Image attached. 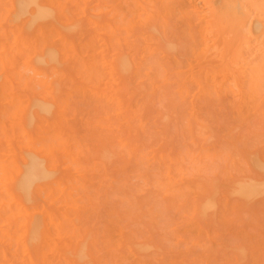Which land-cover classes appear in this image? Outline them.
I'll return each instance as SVG.
<instances>
[{
  "label": "bare ground",
  "instance_id": "1",
  "mask_svg": "<svg viewBox=\"0 0 264 264\" xmlns=\"http://www.w3.org/2000/svg\"><path fill=\"white\" fill-rule=\"evenodd\" d=\"M14 1H16V0H14ZM91 1H90V3H92ZM98 1H99V4H95V5H91L86 0H64V1H62V0H21V1H18L16 3L14 2L15 5H13L14 3L10 4L11 10L13 12L12 21H15L17 23V21L20 20L21 22H23V26H22V31H19V33H18V35L21 36L20 37L21 43L19 45L16 44L15 43L16 40L11 39L8 34H6L4 32L2 34H0V93L4 94V97L2 96L3 99L0 100V228H1L0 229V264H107L106 261L103 260L104 258H100L101 256L100 257L96 256L99 254L98 251L94 252V250L96 248L97 239L94 237V234H92V232L95 229L92 230V232H91V230L85 226L84 219H82L84 214L83 215L79 214V213L82 214V211L87 210V208L93 210L91 207H93L94 209L97 207L95 209V212H96V210H98L99 204L101 205V203H99V201L101 202V199H99L100 198L99 194H101V193L99 191H101L102 188H104L103 187L104 185L102 186V188L100 187L101 188L100 189L97 186L98 184L94 185V184L90 183L93 181L92 172L94 173L93 176H95V174L99 175L98 176L99 182L102 184H106L107 187H109V188L113 187L112 184H114L116 192H118L119 189H122L124 191L123 188L125 186H127L129 188H132V189H130V191H131L130 192L128 190L129 188L127 189L125 187L127 189V190L125 189L126 192L127 191L129 192L127 194L132 193V196H133V193H134V195L136 192L139 193L138 192L139 187H137L139 184L136 185L137 183H134V185H133L132 184L133 181H131V183L129 185L125 184V186H124V184H122L124 181L122 182L121 180H123L124 176L119 174V173L117 175V173H116L117 170H115V171L112 170L115 168L114 163H113V159L114 160L118 159V158L121 159V158H123V156H126L125 154H128L129 156L136 155L142 149V148L140 149L139 144L136 143V140L140 139V135L138 133H142L143 131H145V127L147 126V123L150 122L151 119H153L150 117V115L153 114V112L151 114H149L150 111H153V109H151L150 106L152 107V105L156 104L155 101L161 100L160 98H162V97H160V98L156 97L158 99L153 98L151 96L152 94L150 91L153 88L154 82H150L149 80H148V82L143 81L138 77V75H142V71H144V69L146 70V68L144 67L145 64H143V63L137 64V62L135 61L136 60L135 54H134L135 52H134V48H133L134 44L136 43V42H134V41H136L135 36H134V33H135V24H134L135 22L134 21H135V13H136L135 0H103V1L98 0ZM9 24H11V23H9ZM258 25H259V22H258ZM34 28L38 29L37 30L38 35L34 38V40H32L29 38L30 37L29 32H31L32 29H34ZM252 28L254 31V27H252ZM252 28H251V30H252ZM257 28H259V26H257ZM83 29H85L84 31H86V30L88 31V36L84 35V33L82 32ZM133 31H134V33H133ZM256 31H254L255 34L258 32V31L257 32ZM123 33H124V36L122 35ZM207 37H210V36L208 35ZM27 39H28V41L30 40V44L28 46L26 45L28 42ZM95 39H98V41H95ZM8 41H10V42H8ZM49 41L51 44L50 49H49V46L47 45V44H49L48 43ZM196 41L194 40V42H196ZM183 42H185V41H183ZM188 44H190V43H188ZM23 45L25 47H23L21 49V47ZM185 45H187V44H185ZM217 46H219V45L217 44ZM6 47L11 49L14 52V54H10L8 56ZM183 47H184V45H183ZM216 48L217 49L216 50L214 49V51L218 52V47H216ZM186 50H187V48H186ZM212 50L213 49H211V51ZM214 51H212L213 54L215 53ZM187 54H189V53H187ZM217 54H214V55L216 56ZM184 57L182 55V58H184ZM260 57H261V55H260ZM225 58H226V60L229 59V57L228 58L225 57ZM20 60H22V61H20ZM177 60H178V58H177ZM175 61H174V64H176L179 60L176 63H175ZM180 62L182 64V63H184V60L180 61ZM230 63H229V65H230ZM177 65H178V63H177ZM174 68H176V66ZM231 68H232V66H231ZM181 69H183V67ZM138 70L141 71V74H140V72H139V74H137ZM172 70H174V69H172ZM174 71H176V70H174ZM178 71H180V70L178 69ZM234 71L235 70H232V72H234ZM171 72H173V71H171ZM224 72L225 71L223 68V73ZM253 72H255V71H253ZM203 73H204V71L202 72V74ZM30 74H32V76H30ZM148 74L149 73H147L146 76H148ZM227 74H230V73H227ZM170 75H172V74H170ZM234 75H235V73H234ZM200 76H201V74H200ZM36 77H41V80H38L39 87L41 89L40 92H38V94L36 93V87H38L37 82L35 81ZM142 77H144V75H142ZM183 77H185V76H183ZM252 77L254 78V75ZM166 79L168 80V77H166ZM201 79H202V76H201ZM208 79H206V80H208ZM215 79H216V76H215ZM240 79H242V78H240ZM261 79L264 80L263 78H261ZM162 80H164V78H162ZM199 81L201 82L202 80H199ZM238 81H239L238 83L240 84L241 80L238 79ZM256 81H257V79H256ZM256 81L254 80L252 82H256ZM13 83L17 84L20 87V89L16 90L15 92L19 93L17 91H20V93L23 94V97H21V94H20V95H18L19 96L18 98H12L11 97V99L8 100L6 98L7 95H5V93H6V91H8L7 88L11 87L13 85ZM210 83H212V82H210ZM261 83L262 82H260V84ZM200 84H202V82ZM239 84L237 85V87H240ZM103 85L105 86L104 88H103ZM252 85H253V83H252ZM144 86L147 87V89L149 90V94H147V95H149L148 97H145L143 90L140 88V87H144ZM202 86H203V84H202ZM243 86H245V85L243 84ZM243 86H242V89L243 88L247 89L246 86L245 87H243ZM260 86H263V84ZM175 88H176V85L174 86V89ZM180 88H181V86H180ZM193 88H194V90H196L194 85H193ZM262 88H264V87H262ZM255 89L260 91L261 87H260V90L257 88H255ZM255 89H252V90L250 89V90L253 91ZM171 91H173V88L170 89V93H171ZM175 92L176 91H174L172 93H174V95H175ZM168 93H169V90H167V94ZM195 94H196V91H195ZM209 94L211 97L212 96L211 92H209ZM227 94H231V93H229V91H228ZM239 94L241 95V93H239ZM245 94L246 93L244 92V95ZM249 94H250V92H249ZM220 95H222V94H220ZM258 95L263 100L264 96L263 97L261 96L263 94L259 92V93H257V96ZM252 96L255 97L256 94L252 95ZM180 97L183 98L184 96L182 95ZM242 97L243 96L241 95V98ZM248 97H250V95ZM78 98L89 100L91 102L90 103L91 107H90V105L86 104L85 102L83 105L82 104L79 105L78 103H76L77 104L76 106H78V105L79 106H86L87 108L84 107L85 108V109H83L84 111L86 109L90 110L92 108V110L89 111L90 112L89 115L85 119L80 120L81 124L87 126L89 133H90L89 137L79 136L78 130L75 126L76 124H74V123H76L74 121L75 119L71 118L75 115L68 112L69 107L71 108V104H72L71 102H73L74 100H76ZM206 98H209V97L207 96ZM206 98H204V99L199 98V99L200 100H206ZM211 98H209L207 100H212ZM162 99L164 100L165 98H162ZM168 99H169V101L171 100L170 102H173L172 103L173 107H174V103L178 100V99H176V101H173L175 98H171V99L168 98ZM245 99H246V95H245ZM257 99H258V97H256V100ZM185 100L184 101L181 100L180 103H178V106L187 101V100L186 101ZM214 100H216V98H214ZM217 100H219V99L217 98ZM256 100L255 99L253 100V101H255L254 104L255 103L257 104ZM195 101H197V100H195ZM198 102H201V101L198 100ZM214 102H216V101H214ZM231 102H235V104H236L237 100L236 101L233 100ZM167 103H169V102H167ZM176 103H175V107L177 108ZM203 103H206V101H203ZM261 103H262V101L260 102V105L263 106L264 102L262 104ZM194 104L196 106V103H194ZM248 104H250V103L247 101V107L246 108H249ZM162 105L166 109V107H165L166 104L162 103ZM258 105H259V103H258ZM169 106H172V105L169 104ZM169 106L167 104V108ZM180 106H182V105H180ZM230 106H229L230 109H234ZM251 106L253 108V104H251ZM255 106L259 107L257 109L259 111L261 106L254 105V107ZM163 107H161V108H163ZM173 107H171L170 110H172ZM52 109L57 110L60 114V121L57 123H49L46 119V117L50 114V111ZM181 109H180V111L182 112ZM191 109L193 110V108H190V110ZM244 109H245V106H243V108L240 110V112H242V114H243ZM261 109H262V107H261ZM167 110H169V108ZM192 110H191V112H189L187 114V116H188L187 121L184 120L185 122H187V125L185 127L186 128L185 132H187L185 134H187V137L184 140L188 141L190 144H195V141L197 143V140H198L199 143L201 144L200 148H201V150H203V153H200V149L197 148L199 146H197V147H195L194 151L199 152L198 155H195V152H193V153H191V152L181 153L180 152V153H178V155H176L174 157V155L172 153H175V152H172V150H171L170 151L171 155H172L171 156L168 153V151H169L168 147L171 144L166 143V144H168V147H167V145H165L166 147L163 145V138H164V141H166L168 138V135H167L168 133L165 134V132H164L163 134H161L162 132L161 133L159 132L161 134V137H163V135H165V136L167 135V138L163 137L161 145H158V147L155 148L156 146L154 144L155 149H152L150 152L147 151L146 154L139 156V158L141 157V160L143 159V160L147 161V163H151L152 164V165H150L151 168L153 167V163H155V162H157V163H159V162L165 163L166 162L167 163V164L165 163L167 165L166 170H164L165 168L160 169L159 166L161 167V165L157 164V163L156 164L158 165V169H160V171L161 170L166 171L165 172L166 175L164 178V180H165L167 177V180H165V181L168 184L166 186L170 187L174 184L175 188L179 184L177 182V180L175 181V178L176 177L180 178V176H181V178H183L182 177L183 176V170L182 169L187 164L186 162H189V165H190V163L193 164L194 170L195 171L197 170L196 172L202 171V170L207 171L208 169L207 170H205V169L209 168V165L212 164L210 166V171L207 172L208 177L205 175L207 179L210 178L209 176L216 173L217 172L216 170H218V169H221V173H223L222 169L225 168L224 164H226V166H228V169H229V167H230V169L231 168L235 169V172H237V173L234 172V175H231L230 172H232V171L230 169H229L230 171L228 169H226L227 170L226 172L224 171L225 174L223 173L224 178L222 179V183H221V179L219 181L218 179L211 177V179L213 178L214 180H211V179L210 180L208 179V181H207V179H206V181L203 180V184H205L204 182H208V184H205L206 186L203 185L201 182H200L201 186H198V182L196 183V181H193L194 177H191V178H193V180L192 179L188 180V178L186 179V177H188V175H187L185 177V179H186L185 184L187 185L186 182L188 180V183H193V185L196 183V186L195 185L191 186V187H189L190 191L189 190L185 191L186 189L183 188L185 185L184 186H183V184L179 185L181 187V189H179V190L180 191L182 190V192L185 191V193H186V194L184 193L183 196L181 195L182 199L184 198V202L183 203L181 202L180 205L177 206V209H179V211H180L179 213H181V216H180L181 227H182L183 231H192L189 233L192 234L194 232L196 234L195 236H197L200 234V231L204 230L203 227H205L207 229V226H205V225L202 227V229H200L201 228L200 224L204 220H206L208 216H212V217L215 216L214 218L216 220L217 217L218 218L220 217L219 215L222 213V211L226 214V212H228V210L230 211L232 209L233 210L232 211L233 216L234 215L236 216L238 213H239L238 215H241V214L244 215V213H246L247 211L249 212V207L251 206V200L254 198L256 199V197H258V196L260 198V195H262L264 193V179L260 175L263 173L264 163L263 162L257 163V161L253 162V166H252L253 168L251 170H253V176L254 177H252V175H249L248 174L249 172L245 171L248 169H246V167H242V165H239L242 160L241 161L239 160L240 162H238L236 160V158H238V157H239V159H243V160L246 159L247 160V158H245L243 155L244 153H246V151H245L246 149L244 150V147H243V149H242L243 153L241 152L242 153L241 155L239 153L238 154L239 156L237 155V152L240 151L241 149L235 151L236 153L233 150H231L232 148L227 150L226 146H225V149H223V148L217 149L216 146L213 145V143H210L211 139L209 136H211V135L208 132H210L211 130H210L209 125H206L205 124L206 122H204V121H203L204 124L202 121H198V122L195 121L194 122L193 120H196V118H195L196 115H193V114L196 111L193 110L194 111L193 112ZM196 110H197V108H196ZM254 110H255V112L257 111L256 109H254ZM69 111H72V109H70ZM177 111H179L178 108H177ZM177 111L175 110V112H177ZM232 111H234V110H232ZM165 112L167 113L166 110H165ZM171 113H170V115H171ZM174 113L172 114L173 116H174ZM178 113H177V115H178V117H180L182 114L179 116L180 113L179 114ZM237 113L239 114V112H237ZM247 113H248V111L245 114H247ZM69 114H71V115H69ZM161 114H160V116H161ZM167 114L169 115V113H167ZM157 115H155V117ZM163 115H165V114H163ZM153 117H154V115H153ZM157 117H156V120L160 121L159 122L160 125H161V123L165 124L166 119H161L159 117L160 118V120H159V118L157 119ZM76 118H77V116H76ZM171 118H174V117H171ZM181 119H182V122H181V124H182L184 122H183V118H181ZM184 119H185V117H184ZM242 119H245V118H242ZM197 120H198V118H197ZM154 121H155V119H154ZM155 122L157 123L156 125H158V122L157 121H155ZM192 125H194V126H192ZM151 126L152 125H150V127H149V124H148L147 127H149V129H150ZM154 126H155V124L153 125V127ZM159 127H161V126H159ZM159 127L157 126L158 129H159ZM163 127H165V125H163ZM163 127H162V129H164ZM194 127H196L197 129L195 130ZM151 129H153V128H151ZM154 130H155V128L153 129V131ZM115 132H118V133L122 132L124 134L127 133L128 135H126L124 138H121L120 140L119 139L116 140V142H114L115 139L113 140L114 137H112L111 141L108 140L109 136ZM147 132H149V131H147ZM155 132L157 133L156 130L154 131V133ZM150 133L148 135H151ZM156 133L154 135H156ZM124 134H123V136H124ZM132 134H134V136ZM137 134L139 135V138H138ZM160 134L158 135V137H160ZM207 134H209V136ZM16 135L21 136V141L19 142L21 144L20 146L15 145V144L18 145V142L15 139ZM158 137L156 135L155 137L152 136L151 138L155 140L156 138L159 139ZM142 138H144V137H142ZM154 140H152V141H154ZM156 141L158 143V140H156ZM180 141H181V139H180ZM209 143H210V145H209ZM142 144L145 145V143H142ZM150 147H152V146H150ZM150 147H147V149H150ZM172 149H173V151L175 150L173 147H172ZM180 149L181 148H179L178 150L180 151ZM182 150H183V148H182ZM91 152L93 153L92 154L93 156H94V154L99 153L101 160H102V164L100 163L98 165V163H96V164L89 163V162H91V160L93 161L92 156L89 155ZM85 154H87L90 157L87 159L86 158L83 159L85 157ZM139 154H140V152L138 153V155ZM235 156H236V158H234ZM240 156L242 158H240ZM95 157H96V159H99L98 154H97V156L95 155ZM218 159L221 160V162H220L221 168L219 167L217 169L216 168L214 169V165L216 167H218L220 165V164L216 165L219 162V161H217ZM86 160L89 162H87ZM203 160L204 161L207 160V164L210 163L208 161H212V163L208 164L207 167H204V165L206 166V164H205V162H203ZM96 161H98V160H96ZM122 161H123V163H125V162L129 163V161H127V160L125 161L124 159H122ZM215 161H217L216 164L213 163ZM99 162H101V161H99ZM110 162L113 163V168L111 169L112 170L111 172H112V174H113V172L116 173V175H117V177H115L116 180H117V178H119V175H121L120 177L123 176L122 179H120V181H119V184L120 183L122 184L121 188H120L121 184L118 185L117 182L114 181L115 179L113 178V176H116V175H113L112 177L110 176L112 178L111 179L110 177H108V174H110V173H108V174L106 173V171H109V169L105 168V166H107V164H108V167H110L109 166ZM222 162H224V164H222ZM116 163L119 164L118 161ZM125 164H124V167L126 166ZM137 164H140V162H138ZM143 164H141V165L144 166L145 164L144 165ZM156 164L153 167L154 168L153 171L157 174L159 171L157 172L158 169L155 170ZM222 165H223V168H222ZM229 165H232V167ZM236 165H239L242 168H240L239 166H236ZM139 167L140 166L138 165L137 171H139ZM212 167H213V170H215V172L211 170ZM237 167L240 169H238ZM141 169L143 171L145 170L143 168H141ZM236 169H237V171H236ZM127 170L128 169H126V171ZM194 170L192 169V171H194ZM71 171H73V173L75 174V183L73 185H66L65 181L63 180L65 178V173L71 172ZM153 171H151L150 169L148 171H146L148 174L147 177L149 175H151L150 172L154 173ZM195 171H194V173H195ZM218 172H220V171H218ZM89 173L92 175H90ZM128 173L126 172V174H127L126 176L130 175V173L129 174ZM134 173H135L134 171H133V173L131 172L132 176H130V178L135 177L136 173L133 176ZM144 173H145V171L143 172V175H144ZM194 173H193V175H194ZM87 174L89 175V177L91 176L90 180H88V177H86ZM161 174H163V176H164V173H161ZM175 174L180 175V176H176ZM186 174H189V173H186ZM202 174H206V172H204V173L201 172L200 175H202ZM232 174H233V172H232ZM235 174H236V176H235ZM157 175L160 176V173H158ZM157 175L156 176L155 175L149 176L148 178H150L151 180L152 179L155 180V179H157L156 178ZM137 176H139V175H137ZM154 176H155V178H152ZM184 176H185V174H184ZM189 176H192V175L189 174ZM196 176H197V174H196ZM203 176L204 175L199 177V175H198V179L199 180H200V178L205 179ZM142 177H140V178H142ZM138 179L139 178H137L134 181L135 182L137 181L138 183L140 182L141 188L144 189V190L141 189V191L142 192L145 191L147 195L148 194L151 195L150 192H152L151 191L152 189H150V186H149L150 182H149V185L147 188L148 189L147 191L149 193H147V191L145 190L146 186H144L145 188L142 187L144 184H146L145 181L147 182L150 179L145 180L142 183ZM86 180H88L89 182ZM164 180H162V182L165 184ZM216 180H218V181H216ZM180 181H181L180 183H182V181H184V179H182ZM127 182H128V179H127ZM155 183H158L157 180L155 181ZM200 183H199V185H200ZM164 184L161 183V185L159 184V186L162 187V185H164ZM152 186H154L153 183L151 184V187ZM166 186L163 189H166ZM133 187L138 188V189L134 190ZM156 187H157V184H156ZM156 187H155V189H156ZM161 187H159L160 188L159 190L163 192V190H161ZM171 188H172L171 191L169 189L170 192L168 191V189H167V191H165V193L169 192L171 195L168 193L165 196H163L166 199V204L167 205L170 204L169 206L166 205L168 208H170V207L172 208L173 207L172 205L175 204V201L176 200L178 201V199H176V198H179V196L177 195L178 196L177 197L175 194H174L175 197H173L172 191L174 189H173V187H171ZM191 188L195 191L193 192V190ZM111 189H110V191H111ZM155 189L153 191H155V193H156ZM113 190L114 189H112V191ZM132 191H135V192H132ZM104 192L105 191L102 190L103 198L104 199H105V197L108 198L106 192L105 193ZM145 192H143V193H145ZM122 193H120V191H119V194H122ZM137 193H136L135 197L138 195ZM177 193L181 194L178 191H177ZM105 194H106V196H104ZM119 194H118V197H119ZM146 194H145V197H147ZM156 194L160 195L158 190H157ZM162 194L164 195V192ZM111 195L110 196L112 199L109 197V199H111V202H109L110 205L109 206L106 205L109 209H111V207L113 208V206H114V209H116L117 206H119L117 208V210L119 209L118 211L120 213H122L124 211L125 216L128 217L127 215H129V213H131V210H132V209L131 210L129 209V207H130L129 205H132V206H134L132 211L135 212L134 209L136 208V204H131V203H133L135 198H130V200L128 201V203H129V205H128L127 202L125 203L126 196H127L125 194V197H124L125 200L123 199V196H122V200H124V202L122 201V204H119V203H121V199L119 197L120 200L117 202L119 205L117 203H116V205H114V203H115L114 198L117 199L118 197H115L117 195H115L114 191L111 193ZM122 195H124V193ZM141 195H144V194H141ZM152 195H154V194H152ZM193 195H196L194 200H193V197H194ZM113 196H114V198H113ZM153 197H151V199ZM220 197H222V198H220ZM146 200H147V198H146ZM149 200L150 199H148V201ZM152 200L154 201L155 198ZM179 200H181V198H179ZM136 201H135V203H138V200H136ZM140 201L142 203L140 202L138 204H141V206L140 205H137V206H140L141 210L142 209L144 211L147 210L149 207L147 206V209H146V207L144 205H148V203L150 201L149 202L147 201L148 203L146 201L143 202L142 199H140ZM163 202H165V201H163ZM232 202H234V203H232ZM105 203H106V201H105ZM105 203H103V204H105ZM124 203L126 206L124 205ZM145 203H147V204H145ZM158 203H159V201L157 200L156 204H158ZM184 203H185V205H183ZM220 204L222 206L221 212H219L221 209ZM103 206L105 207V205H103ZM154 206H156V205L154 204ZM150 207H151V205H150ZM162 207L165 208V206H161V208ZM167 207H166L167 210H165V211H168L167 213H171L172 212L171 208L169 209L170 210L169 211ZM183 207H184V209H182ZM173 208H172V210H173ZM138 209H137V211H139ZM152 209H153V211H152ZM152 209L151 210L149 209L151 211V213L149 212V210L145 211L144 213L147 214L149 212L150 215L151 214L153 215L152 212L155 211V207L154 208L152 207ZM120 210H122V211H120ZM141 210L139 211V213L135 212L134 218H135L136 214H138V216H141L140 218H142V220L146 218L145 217L146 215H143L144 213H142ZM107 211H109V212H107ZM107 211L105 209V212H107V215H108L110 213V210H107ZM113 211L115 212V210H113ZM216 211H218V212H216ZM105 212L103 210V213H105ZM159 212L160 211L158 210L157 216L159 218H157L156 224L160 223V225H161L164 221L163 220H161L162 222L159 221V219L161 217ZM87 213H85V214H87ZM139 214H142L145 218ZM161 214H162V212H161ZM101 215H104V214H101ZM105 215H106V213H105ZM112 215H113V220H114L115 216H114V214H112ZM121 215L123 217H125L123 215V213ZM121 215H119V216H121ZM150 215H149V218H150ZM152 215H151V217H153ZM242 215L240 217H242ZM90 216H92V215H90ZM109 216H111V215H108L107 217H109ZM227 216H229V215H227ZM126 217H125V219L124 218L122 219V221L124 220L123 223L129 221V219H127ZM136 217H137V215H136ZM164 217H165V215H164ZM117 218H119V217L117 216ZM100 219H102V218H100ZM103 219L105 220V218H103ZM133 219L130 218V220H132V221H133ZM146 219L143 221L146 222ZM151 219H153V218H151ZM230 219H232V217ZM259 219H260V217H259ZM125 220H127V221H125ZM138 220H140V219L138 218ZM222 220H224V219H222ZM242 220H244V219H242ZM135 221H137V220H135ZM212 221L214 222V219ZM226 221L228 223L230 220L226 219ZM92 222H93V220H92ZM115 222H116V220H115ZM213 222L211 224L212 226H210L211 229L215 224V222L214 223ZM108 223H109V221H108ZM240 223H242V222H240ZM97 224H100V223H97ZM148 224H150V222ZM107 225L108 224H106V226ZM143 225H146V224L143 223ZM112 226H114V225H112ZM132 226L133 227L135 226V231H136L137 226L135 224H132L130 229H133ZM164 226H165V224H163L162 227H164ZM102 227H105V226L103 225ZM159 227L160 226H157L158 229H159ZM179 227H180V225H179ZM181 227L180 228L177 227L176 230L180 229L181 233H182ZM98 228H100V227H98ZM153 228H154V226H153ZM102 229H104V228H102ZM158 229H156V230L159 231ZM208 229H207V231H208ZM128 230H129V228H128ZM168 230H170V229H168ZM180 230H179V232H180ZM212 230H213V232H215V227H213ZM124 231L126 232V229ZM210 231H208V234ZM113 232H115V230ZM168 232H170V231H168ZM179 232H177V233H179ZM203 232L205 233L206 231H202V234H203ZM94 233L96 234V232H94ZM162 233H164V232H162ZM142 234L143 233H141V235ZM211 234L212 233H210V235ZM137 235H138V233H137ZM142 236H144V234ZM142 236H139L138 239L136 237V240L138 241L139 238ZM200 236H199V239H201ZM212 236H213V234H212ZM124 237H126L123 239L124 242L128 238L127 239L128 240L127 245L129 246V248H127V249H128L130 256H132L134 258L136 257V259H138L140 257V259H141V256L143 257L144 255H147L148 253H150V250H151L153 244L150 247V243L147 244L146 242H136V240L134 241V239H135L134 237H132L133 240H130V239H132L131 237H130V239L127 236H124ZM144 237H147V235ZM203 237L207 238V236H205V234ZM238 237L239 236H237V238ZM218 238L214 239V237H210L207 239V241H209L208 243H210V241H213V244L215 246H218V245H220L219 243H218V245L215 244ZM243 238L246 240L252 239V237L248 238V239L245 238V236L239 237L237 239L238 242L240 241V239L242 240ZM95 239H96V241H95ZM141 239H143V238H141ZM141 239L139 241H141ZM193 239H195L194 236H193ZM213 239L215 240V242ZM112 240H114V239H112ZM195 240H194V242L196 243L197 240L196 241ZM172 241H174V240H172ZM207 241H206V239H205V242H203V240H202V241H200L201 242L200 244L204 246V244H206ZM218 241H220V240H218ZM234 242L232 241L233 244H231V242H230L231 247L235 244L233 247L234 251L232 252L230 250V254L231 255L234 254L236 256L237 263L240 264V262H242V260H244V257H246V258L248 257L245 255V253L247 254V252L252 250L249 247H252L253 244H251V246L248 247L247 243L249 244V242L244 241L245 242L244 243L242 241L244 243V244L242 243L243 245H241V243H238L237 241L236 242L239 245H237L236 242L235 243ZM250 242L253 243L252 240H250ZM114 243H115V241H114ZM185 243H187V242H185ZM260 243H262V242H260ZM191 244L194 245L193 243H191ZM191 244L187 243L185 245H191ZM200 244L199 245L195 244V245H197V247H198V246H201ZM255 244H256V242L254 243L255 247L257 245H258L257 247H260L259 246L260 244H256V245ZM174 245H175V242L173 243V245L170 246V248H174L173 247ZM209 245L211 247V244H209ZM209 245H208V247H209ZM225 245L229 246V243H226ZM215 246H213V249L219 248V247H215ZM208 247H206V249L209 250ZM231 247H229V248L232 249ZM159 248H160V246H159ZM189 248L192 249L191 246ZM246 248H248V251ZM175 249L180 250L179 246H178V248H175ZM183 249H184V247H183ZM211 249H212V247L210 248V250ZM263 249H264V246H263ZM156 250L157 249L155 248L154 251L157 252ZM165 250H166V248H165ZM181 250H182V248H181ZM197 250L201 251L202 249L200 247L199 249L197 248ZM254 250L256 251V249H254ZM97 252H98V254H97ZM203 252H204V250H203ZM213 253H215V250ZM213 253L210 254L209 251L206 253V254H209V255H207V260H209V262H211L212 264H215V262L213 263L212 260H210L212 255H213L212 259L214 261L217 260L216 256H214L217 254H213ZM252 253H253V251L251 252V254ZM263 254H264V252H263ZM159 255H160V253L157 256H159ZM201 255H200V257H201ZM227 255L229 257V254H227ZM247 255H249V253ZM253 255H252L251 259L245 258V264H260L263 261V260L260 261V257H259L262 254H256L254 256L255 259H254ZM94 256H96V257H94ZM219 256H217V257H219ZM124 257H126V256H124ZM149 257H152V252H151V254H149ZM200 257L198 258L199 260H197L198 262L195 261V262H197L195 264H205V263L208 264L207 260L205 259L206 258L205 256H204L205 257L204 259L206 260V262H204L205 260L203 259V257H202L203 261L200 260ZM189 258L190 257H188V260H189ZM100 259H102V260H100ZM140 259H138V260H140ZM138 260H136L135 263L133 262L134 261L133 260L132 261L133 264H140L141 262H139ZM223 260H224V258H223ZM249 260H250V262H249ZM252 260L254 261V263ZM236 261L234 262V264H236ZM255 261H260V263L259 262L255 263ZM227 262L229 263L230 261H227ZM163 263H165V261ZM231 263H233V261H231ZM149 264H151V263H149ZM219 264H221V262ZM222 264H224V263H222ZM242 264H244V263L242 262Z\"/></svg>",
  "mask_w": 264,
  "mask_h": 264
},
{
  "label": "rangeland",
  "instance_id": "2",
  "mask_svg": "<svg viewBox=\"0 0 264 264\" xmlns=\"http://www.w3.org/2000/svg\"><path fill=\"white\" fill-rule=\"evenodd\" d=\"M18 1H21V0H16V1H14V0H0V34H2L3 32L8 34L10 36V38L13 39V40H16L15 43L19 45L21 43V39H20L21 36L18 35V33H19V31H22L23 22H21L19 20V21H17V23H18L17 24L15 21H12L13 12H12L11 7H10V4H12L14 2L16 3ZM62 1H64V0H62ZM86 1L90 3L91 0H86ZM91 2H92V3H90L91 5L99 4L98 0H92ZM15 3L13 5H15ZM135 7H136L135 8L136 9L135 21H134L135 22L134 23L135 24V33H134V31H133V33H134L135 40H136L134 42H136V43L133 46L134 52H135V53L134 52L133 53L135 54V59H136L135 61L137 62V64L143 63V64H145L144 67L146 68V70L144 69V71H142V75H144V77H142V75H138V77L141 80H143V81H147L148 82V80H149L150 82H154L153 88L150 91L151 94H152L151 96L153 98H156V97L165 98L164 100L162 98H160L161 100H159V101L156 100L157 101V102L155 101L156 104L153 103L154 105H152V107L154 106L153 108L150 106V108L153 109V111H150L149 114H151L153 112V114L150 115V117L153 118V119H151L150 122L147 123V126L149 124V127H150V125H152L151 128H153V129L155 128V130L158 133L157 134L155 132L157 137H158V135L161 132H162L161 134H163L165 132V134L168 133L167 134L168 138H167V135L166 136L163 135V137L167 138V140L165 139L166 141H164V138L161 137V134H160V137H158L159 139H157V138L155 140L152 139L151 138L152 136L153 137L156 136V135H154L155 134L154 133L155 130L153 131V129H151V128L149 129V127L146 126L145 127V131H143L142 133H138L140 135V139H138L139 135L137 134L138 135V138H137L138 140H136V143L139 144L140 149L142 148L139 151L140 152L139 155H138V153H139L138 152L136 155H133V156L132 155L129 156L128 154H125L126 156H123V158H121V159H119V158L115 159V160L113 159V163H114V167H115L114 169H112L113 168V163L112 162L109 163L110 167H108V164H107V166H105V168L109 169V171H106L107 174L110 173V174H108V177H110V176L112 177L113 175H116V173H117V175L119 173V174L124 176V177L122 176L123 180H121L122 182L124 181L122 183V184H124V186H125V184L129 185L131 183V181H133V183H132L133 185H134V183H137L136 185L139 184L137 187H139L140 191L138 190L139 193L136 192L138 194L137 195L138 197L137 196L135 197L136 193H135V195L133 193V196H132V193L131 194H127V193H129L128 191L126 192V190L129 188L127 186H125L127 189L125 187L123 188L124 191L122 189H119L120 193L123 192L124 195H122L123 193L119 194V191L118 192L115 191L114 184H112L113 187L109 188V187L106 186V184H102V183L99 182V179H98L99 175L95 174V176H93L94 175L93 172H92L93 175L90 174L91 172L89 173L90 175H92V179H93V181L91 180L93 183L92 182H90V183L94 184V185L98 184L97 186L99 188L100 187L102 188V186L104 185L103 186L104 188H102V190L105 191L107 196H108V198L105 197V199L107 198L105 200L103 198V195H102V190L99 191L101 193V194H99V197H100L99 199H101V202L99 201V203H101V205L99 204L98 210H96V212H95V209L97 207L95 209L93 207H91L93 210L87 208V210H85V211L83 210L82 211V214L79 213L80 215L84 214L82 219H84L85 226L87 228H89L91 230V232H92V230L95 229L92 232V234H94V237L97 239V241L95 239L96 248H95L94 252L98 251L99 254L97 252L98 255H96V256H99V257L101 256L100 258H104L103 260H105L107 264L108 263L109 264H133V262L135 263V261L140 259V257L138 259H136V257L134 258V257L130 256V254L128 252V249H127V248H129V246L127 245V242H128L127 239L128 238L126 239L127 241L125 240V242H126L125 243L123 239L126 238V237H124V236L129 237V239H130V237L131 238L134 237L135 238L134 241H135L136 237L138 239L139 236H142L144 234V236L147 235L148 238L142 236V237L139 238V240L141 238H143V239H141V241H139V240L137 241L136 240V242H146L147 244L150 243V247H151L152 244L153 245H152V248L150 250V253H148L147 255H144L145 256V257L143 256L144 258L141 256L142 260L141 259L138 260L139 262H141L140 264H142V263L143 264L144 263L145 264H147V263L148 264L149 263H151V264L152 263L153 264H165V263L166 264H176V263L177 264H193L194 263L195 264V263L198 262L197 260H199L198 258L200 257L201 254L202 255L200 257V260L203 261V259L205 257H206L205 259L207 260V255H209V254H206V253L209 251V253L212 254L214 252V250H215V253H213V254H217V255H214V256H216L218 261L215 258L214 259L216 261H214L212 259L213 255H212L211 259L208 257L210 260H212L213 263L215 262V264H219L221 262V264L222 263L227 264L228 263L227 261H230L228 264H234V262L236 261V256L234 254L231 255L230 254V250L232 252L234 251L233 247H234L235 244L231 247L230 242H231V244H233L232 241L234 242L236 240L238 242L237 239L239 237H244L245 236V238H247V239L251 238V237H252V239L246 240V239L243 238L242 240L240 239V241L238 243H241V245H243L245 242H249V244L247 243V246L249 247V246H251V244H253V246H252L253 248L249 247L252 250L247 252V254L249 253V255H247L245 253V255L248 256V257L247 258L244 257V260H242V262L245 264V258L246 259H248V258L251 259L253 254H254L253 257L256 254H262V255L259 256L260 257V261L261 260L264 261V254H263V252H264V249H263V246H264V193L262 195H260V198H259V196L256 197L257 200L255 198L252 199L253 201L251 200V206L249 205L250 206L249 207V212L247 211L246 213H244V215L241 214L242 217H240L241 215H238L239 213L236 216L234 215L235 216L234 217L232 209L230 211L228 210V212H226V214H225L222 211V206L220 204V208L221 209H220L219 212L222 211V213L219 216L221 218L219 217L220 218L219 219L216 216L217 219L215 220V218H214L215 216H213V217L212 216H208L207 219L204 220L200 224V226H201L200 229H202V227L205 225V226H207V229L209 228L208 231L211 230L209 232V234H208L207 229L205 227H203L204 230H202V231H206L207 233L203 232V234H202V231H200V234L195 236L196 234L194 232L192 234L189 233V232H192V231H183V229L181 227V220H180L181 213H179L180 211H179V209H177V206H179L181 202L182 203L184 202V198L182 199L181 195L183 196L185 191L189 190V187L194 186V185L196 186L197 182H198V186H201V183L203 184V180L206 181V179H207L206 176L208 175L207 172L210 171V166L212 165L211 164L212 161H208V162H210L208 164H211V165H209V168L205 169V170L208 169L207 171H204V170L198 171L199 173L196 172L197 170L196 171L194 170L193 164L190 163V165H189V162H186L188 165L186 164L184 166L185 168L183 167V169H182L183 170V176H182L183 178H181L180 175L175 174L176 176H180V178L179 177L175 178V181L177 180V182L179 183V184L177 183L178 186H176V188H175L174 184L172 186H170V187L166 186L168 184L165 181V180H167V177L164 180L165 175H166L165 174L166 171H164V170H166V167H167V165H166L167 163L166 162H165L166 164L164 162H159V163L155 162V163H153V167L157 163V164L161 165L162 168L159 166L160 169L165 168L163 171L162 170L160 171V169H158V165L156 164L155 170L158 169L157 172L159 171L158 172V173H160V176H159V175H157L158 173L156 174L153 171L154 168L153 167L151 168V166H150V165H152L151 163H147V161H145L143 159L141 160V157L139 158V156H141L143 154H146L147 151L150 152L152 149L157 148L158 145H161L162 144V138H163V145L164 146L167 145V147H168V144L169 143L171 144L170 145L171 147L170 146L168 147V149H169L168 153L171 155L170 151L172 150V152H175V153H172L174 155V157L176 155H178V153H180V152L181 153H185V152L193 153V152H195V155H198L199 152L194 151L195 147H197V146H199L197 148L200 149V153H203V150H201V148H200L201 144L199 143L198 140H197V143L195 141V144H190L188 141L184 140L187 137V134H185V133H187V132H185L186 131L185 127L187 125V122H185V121H187V119H188L187 114L189 112H191V110H192V109L190 110V108H193V110L196 111L193 114V115H196L195 116L196 120H193V121L194 122L195 121H197V122L198 121H202V122L204 121V122H206L205 123L206 125H209L211 131L208 132V133H210L211 136H209V134H207V135L211 139V140L209 139L210 143H213V145H215L217 149L218 148L225 149V146L227 147L226 148L227 150L232 148L231 150H233L234 152L239 150V149H241L240 151L237 152V155L239 153H240V155L243 153V151H242L243 147H244V150L246 149L245 151H246L247 154L246 153L243 154L244 157L247 158V160H246L243 157L246 161L243 160V159H239V157H238L239 155L238 156L236 155L238 158H236V156L234 158H236V160L238 162H240L242 160L239 165H242V167H246V169H248V170L250 169L249 171L248 170H245V171L249 172L248 174L252 175V177H254L253 176V170H251L253 168L252 167L253 166V162L257 161V163H259V162H263L264 163V146H263L264 145V112H263L264 111V103H263L264 102V98L262 100V98L259 97V95L257 96V93H259V92L263 94V95H261L262 97L264 96V88H262V87H264V80L261 79V78L264 79V76H263L264 75V25H263L264 24V0H135ZM258 22H259V25H258ZM9 23H11V24H9ZM251 26L254 27V31H256V30L258 31V32L256 31L257 32L256 34L253 31V28ZM257 26H259V28H257ZM251 28H252V30H251ZM37 30H38L37 28H34V29H32L31 32H29L30 33L29 34L30 35V37H29L30 39L34 40V38L38 35V31ZM84 30L85 29H83L82 32L84 33L85 36H88V31L86 30L87 31L86 32ZM122 35L124 36V33ZM208 35L210 37H207ZM194 40L195 41L197 40V41L194 42ZM27 41H28V39H27ZM95 41H98V39H95ZM183 41H185V42H183ZM8 42H10V41H8ZM48 43L49 44H47V45L49 46V49H50V47H51L50 41ZM188 43H190V44H188ZM29 44H30V40L27 42L26 45L28 46ZM185 44H187V45H185ZM217 44L219 46H217ZM183 45H184V47L185 46L186 47L184 48ZM23 47H25V46L23 45L21 47V49ZM216 47H218V52L214 51V49L215 50L217 49ZM6 48H7L8 56L10 54H14V52L11 49H9L8 47H6ZM186 48H187V50H186ZM211 49H213L212 51L215 52L214 54H217V53L218 54L215 56L213 54V52L211 51ZM187 53H189V54H187ZM182 55H183V57L184 56L185 57L182 58ZM260 55H261V57H260ZM225 57H227V58L229 57V59L226 60ZM177 58H178L179 61L177 60ZM183 60H184L185 64L184 63L181 64L180 61H183ZM20 61H22V60H20ZM174 61H175V63L178 61L177 62L178 65H177V63L174 64ZM229 63H230V65H229ZM175 66H176V68H174ZM231 66H232V68H231ZM182 67H183L184 70L181 69ZM223 68H224V71L226 72V73L224 72L225 74L223 73ZM172 69H174L176 71H174ZM178 69L180 71H178ZM232 70H235V71L232 72ZM171 71H173V72H171ZM203 71H204V73L202 74ZM253 71H255V72H253ZM139 72L141 74V71H139V70L137 71V74H139ZM147 73H149L150 75L148 74V76H146ZM227 73H230V74H227ZM234 73H235L236 76L234 75ZM170 74H172L173 76L170 75ZM200 74L202 76V79H201ZM253 75H254V78L252 77ZM30 76H32V74H30ZM183 76H185V77H183ZM215 76H216L217 80L215 79ZM166 77H168V80L166 79ZM162 78H164V80H162ZM240 78H242V79H240ZM206 79H208V80H206ZM238 79L241 80L240 84L238 83L239 82ZM253 79L255 81L257 79V81L256 82H252V81H254ZM38 80H41V77H36V79H35V81L37 82V86H38V87H36V93L37 94L41 90L40 87H39ZM199 80H202L201 82H202L203 86H202V84H200L201 82ZM210 82H212V83H210ZM260 82H262V83L260 84ZM237 83L239 84L240 87H237V85H238ZM252 83H253V85H252ZM172 84L174 86L176 85L175 89H174V86ZM243 84L247 87V89L243 88L245 91L242 89ZM262 84H263V86H260ZM193 85L195 86L196 90H194ZM180 86H181V88H180ZM245 86H243V87H245ZM259 86L261 87L262 91L260 90ZM104 87L105 86L103 85V88ZM140 88L143 90L145 97H148L149 95H147V94H149V90L147 89V87L144 86V87H140ZM171 88H173V91H171V93H170V89ZM255 88L259 89L260 91L256 90ZM7 89H8V91H6L5 95H7L6 98L8 100H10L11 97L12 98H18L19 97L18 95H20V94H21V97H23V94L20 93V91H17L19 93L15 92L16 90L20 89V87L17 84L13 83V85L11 87L7 88ZM250 89L251 90L255 89V90H253L254 91L253 92ZM167 90H169L168 94H167ZM174 91H176L175 95H174V93H172ZM195 91H196V94H195ZM228 91L231 94H227ZM243 91L246 93L245 94L246 95V99H245V95H244ZM209 92H211V94H212L211 97L212 98L210 97ZM249 92H250V94H249ZM239 93H241V95L244 98L243 97L241 98V95ZM1 94L2 93H0V100L3 99V97H4V94H2V95ZM220 94H222V95H220ZM255 94H256V96L253 97L252 95H255ZM182 95L184 96L183 98L180 97ZM249 95H250V97L252 99L250 97H248ZM207 96L209 98H211L212 100H207V99H209V98H206ZM256 97H258L257 100H256ZM168 98H170V99L171 98H175L173 101H176V99H178L176 101L177 103L176 102L175 103H176V106L179 109V111H177V108L175 107V103H174V107L176 109L173 107V104H172L173 102H170L171 100L169 101ZM199 98L200 99L206 98V100H200ZM214 98H216V100H214ZM217 98L219 100H217ZM156 99H158V98H156ZM180 99L183 100V101L186 99L187 101L185 100L186 102H184L183 104H180L182 106H180V105L178 106V103H180V101H181ZM254 99L256 100L257 104L256 103L254 104V102H255V101H253ZM195 100H197V101H195ZM198 100L201 101L202 103L198 102ZM213 100L216 101V102H214ZM233 100L234 101L237 100V103L235 104V102H231ZM246 100L250 103V104H248L249 108H246L247 107V101ZM203 101H206V103H203ZM261 101L263 103V106L260 105ZM84 102L86 104L90 105V107H91V104H90L91 102L89 100L78 98V99L74 100L73 102H71L72 104H71V108L69 107V110L72 109V111L68 110V112H70L73 115H75V116H73L71 118L75 119L74 121L76 123H74V124H76L75 126H76V128L78 130L79 136L89 137L90 133H89V130H88L87 126L81 124L80 120L81 119H85L89 115V113H90L89 111L92 110V108L90 110L86 109L84 111L83 109H85L84 107H86V106H79L80 104L83 105ZM167 102H169V103H167ZM76 103H78L79 105L76 106L77 105ZM162 103L166 104V106H165L166 109L163 107ZM194 103H196V106H195ZM258 103H259V105H258ZM167 104H168V106H169V104L172 105V106L168 107L169 110H167L168 109L167 108ZM251 104H253V108L256 109V110L259 107H256V106L254 107V105L261 106L262 109L260 107V109H259L260 112L258 110L255 112V110L252 108ZM229 106L234 108V109H230ZM243 106H245V109L243 110V114H242V112H240V110L243 108ZM161 107H163V108H161ZM171 107H173L172 110H170ZM196 108H197V110H196ZM180 109L182 110V112L180 111ZM165 110L167 111V113H169V115H170L171 112H172L171 113V115H172L175 112V110L177 112L174 113V116L173 115L169 116L165 112ZM232 110H234V111H232ZM247 111H248V113L245 114ZM237 112H239V114ZM177 113L179 114V116L181 114L182 115L180 117H178ZM50 114L47 116L48 118L46 117V119H47V121L49 123H57V122L60 121V114H59V112L57 110L52 109L50 111ZM160 114H161V116H160ZM163 114H165V115H163ZM69 115H71V114H69ZM153 115H154V117H153ZM155 115L158 116V117L156 116L157 119L159 117L161 119H166L165 124L161 123V125H160V123H159L160 121L156 120ZM76 116H77V118H76ZM183 116L185 117V119H184ZM239 116L240 117L242 116V117L240 118ZM171 117H174V118H171ZM160 118H159V120H160ZM181 118H183V122L185 124L184 123L181 124V122H182ZM197 118H198V120H197ZM242 118H245V119H242ZM154 119H155V121L158 122V125H156L157 123L154 121ZM204 122H203V124H204ZM154 124H155V126L153 127ZM163 125H165V127H163ZM157 126L158 127L161 126V127H159V129H158ZM192 126H194V125H192ZM162 127L164 129H162ZM194 128H195V130L197 129L196 127H194ZM147 131H149V132H147ZM149 133L151 135H148ZM123 134L124 133H122V132H120V133H118V132L112 133L109 136L108 140L111 141L112 137H114L113 140L115 139L114 142H116V140H118V139L120 140L121 138H124L126 135H128L126 133L123 136ZM132 135L134 136V134H132ZM141 136L144 137V138H142ZM15 139L18 142V145L17 144H15V145L16 146H20L21 144L19 142L21 141V136H17L16 135ZM180 139H181V141H180ZM152 140H154V141H152ZM156 140H158V143H157ZM142 143H145V145L142 144ZM166 143H168V144H166ZM210 143H209V145H210ZM154 144H155L156 147L154 146ZM150 146H152V147H150ZM147 147H150V149H147ZM172 147L175 150L176 149L177 150L173 151ZM179 148H181L180 151L178 150ZM182 148H183V150H182ZM92 152L89 155L92 156L93 161L92 160H91V162H89L87 160L86 161L91 163V164H96V163H98V165L100 163L102 164V160H101V157H100L99 153H97L99 159H96L95 155L97 156V154H94V156H93L92 154L94 152L93 153ZM86 155L87 154H85V157L83 159H85V158L87 159V158L90 157V156H88V155L86 156ZM240 158H242V157L240 156ZM122 159H124L125 161L126 160L129 161V163L128 162L127 163L125 162L126 164L123 163ZM96 160H98V161H96ZM99 161H101V162H99ZM117 161L119 162V164L116 163ZM217 161H219L218 164H216ZM217 161H215L213 163H215L216 165H219V164L220 165L218 167H216L214 165V169L215 168L217 169L219 167L221 168V163H220L221 160L218 159ZM138 162H140V164H137ZM203 162H205V164H206V166L204 165V167H207V165H208L207 164V160H205V161L203 160ZM124 164L127 167L126 166L124 167ZM141 164H143L144 166H142ZM222 164H224V162H222ZM138 165L141 168L145 169L144 171H145L146 174L144 173V175H143L144 171L140 167H139V171H137L138 170ZM224 165H225L224 166L225 168L222 169L223 173H224V171L225 172L227 171L226 169H228V166H226V164H224ZM239 165H236V166H239ZM229 166L232 167V165H229ZM242 167H240V168H242ZM191 168L195 171V173H194V171H192ZM222 168H223V165H222ZM240 168H238V169H240ZM111 169L113 171L117 170V172L116 173L113 172V174H112V172H111L112 170ZM126 169H128V170L126 171ZM147 169L148 170L150 169L151 171L154 172V173L150 172L151 175H149V176H153V175L156 176L157 175V177H156L157 179H155V180L152 179L151 180L150 178H148L149 176L147 177L148 174L146 172V171H148ZM229 169H230V167H229ZM211 170L215 172V170H213V167L211 168ZM230 170L233 172V174H232V172H230L231 175H234L235 169L231 168ZM133 171L136 173V175L134 173L133 176L135 175V177L134 178L132 177L133 178L132 179V178H130V176H132L131 172L133 173ZM216 171L217 172L212 174L213 176L212 175L209 176L210 178H208V179L210 180L211 177H213L215 179H218L219 181L221 179V183H222V179L224 178L223 175L225 173L224 174L221 173V169H218ZM218 171H220V172H218ZM236 171H237V169H236ZM126 172L127 173L129 172L130 175L126 176L127 175ZM201 172H203V173L206 172V174H202V175H204L203 177L205 179H201L200 178V180H199L198 179V175H199V177H201L202 176V175H200ZM161 173H164V176ZM186 173H189L192 176H189V174H186ZM193 173H194L195 176L193 175ZM235 173H237V172H235ZM184 174H185V176H184ZM196 174H197V176H196ZM262 174H260V175L264 179V167H263V173ZM117 175L113 176V178L115 179V180L114 179L113 180L115 182H117L118 185H120L121 183L119 184V181H120V179H122V177H120L121 175H119V178H117V180H116L115 177H117ZM137 175H139V176H137ZM187 175H188V177H186ZM155 176L152 177V178H155ZM235 176H236V174H235ZM86 177H88V180H90L91 176L89 177V175L87 174ZM140 177H142V178H140ZM185 177H186V179L188 178V180H190V179L193 180V178H191V177H194L193 181H196V183L193 185V183H188V180H187V182H186L187 185H188L187 186L185 184V180H186ZM137 178H139L138 180H140L141 183L144 182L145 180L150 179V180L147 181L148 183L145 181L146 184H144L142 187L145 188L144 186H146L145 190L147 191L148 190L147 188H148V185H149V182H150L149 186H150V189H152L151 190L152 192H150V193H151V195L152 194H154V195H152V196L150 194L147 195L145 191H143V192H145V193H143L141 191L142 188H141L140 182L138 183L137 181L136 182L134 181ZM213 178L211 180H214ZM127 179H128V182H127ZM182 179H184V181H182V183H180L181 182L180 180H182ZM208 179H207V181H208ZM63 180L65 181L66 185H73L75 183V174L73 173V171L66 172L65 173V178ZM88 180H86V181H88ZM156 180H157L158 183H155ZM162 180L165 181V184L162 182ZM218 180H216V181H218ZM160 182L162 184H164V185H162V187L159 186V184L161 185ZM152 183H153L154 186L151 187ZM199 183H200V185H199ZM204 183L208 184V182H204ZM122 184L120 185V188H121ZM156 184H157V187H156ZM180 184H183V186L185 185L183 187V188L186 189L184 192H182V190L181 191L179 190V189H181V187L179 186ZM205 184H203V185H205ZM158 186L161 187V190H163L164 195L162 194L163 192L159 190L160 188ZM165 186H166V189H163V188H165ZM155 187H156V189H155ZM171 187H173V189H174L172 191L173 192V197H175V195L176 196L178 195L179 198H181V200H179V198H176V199H178V201L176 200L175 204L172 205L174 207V208L172 207L173 210L170 207L171 211L173 213L172 212L171 213H167L168 211H165V210H167L166 207L169 206L170 204L169 205L166 204V199L163 196H165L166 194H168L172 190ZM111 188L114 189L113 191H114L115 195H117L115 197H118V194H119V197L121 199V203H119V204H122V201L124 202L125 194L127 195L125 203L126 202L128 203L130 198H135L136 200H138V203L141 202L140 199H142L143 202H145V201L147 202L148 199H150L149 200L150 202L149 201H148L149 203L147 202L148 205H144V206L146 207V209H147V206L149 207L145 211H148L149 209L151 210L152 207L153 208L155 207V211L152 212L153 215L151 214L153 217H151V215H150V213H151L150 210H149L150 213L146 212L148 215L145 214L144 213L145 211L143 209H142L143 211L140 209L141 204L135 203L136 200L134 199L133 203H131V204H136V208L134 209L135 212L139 213V211L141 210V212L144 213L143 215H146L145 217L147 219L149 218V215H150V218L147 220L142 214H139V215H142L146 219V222L143 221L145 219L142 220V218H140L141 216H138V214H136L137 217L135 215V218H134L135 212L132 211L134 206L129 205V203H128V205L130 207L128 205L127 206L129 207L130 210L132 209L131 213H129L130 216L127 215L128 217H126L125 214H124V211L122 213L127 219H129L128 222L130 224L128 222H124L123 223L124 220L122 221V219L123 218L125 219V217H123L121 215L122 213H120L118 211L119 209L117 210V208L119 206H117L116 209H114L113 205H112L113 208L111 207V209H109L106 206V205H108V206L110 205L109 202H111V199H112L111 198V196H112L111 193L113 191H112ZM110 189H111V191H110ZM130 189H132V188H129L128 190L130 191ZM133 189L136 190L138 188H134L133 187ZM154 189L156 190V193H157V190H158L160 195H157L155 193V191H153ZM167 189H168V191L170 189V191L165 193V191H167ZM142 190H144V189H142ZM177 191L180 192L181 194L177 193ZM194 191L195 190H193V192ZM132 192H135V191H132ZM147 193H149V192L147 191ZM106 194L104 196H106ZM141 194H144V195H141ZM145 194L147 195V197H145ZM122 196H123L124 200H122ZM193 196H194L193 197V200H194L196 195H193ZM109 197L111 199H109ZM119 197L116 199L113 196L114 201H115L114 205H116V203L120 200ZM151 197H153L152 199L155 198V200L153 201L151 199ZM146 198H147V200H146ZM220 198H222V197H220ZM157 200L159 201L158 204H156ZM105 201H106V203H105ZM163 201H165V202H163ZM103 203H105V204H103ZM125 203H124V205H125ZM147 203H145V204H147ZM232 203H234V202H232ZM154 204L156 206H154ZM103 205H105V207ZM137 205H140V206H137ZM150 205H151V207H150ZM183 205H185V203ZM161 206H165V208L164 207L161 208ZM170 208H168V210ZM105 209H106V211L110 210V213L108 215H111V216L107 217L108 216L107 212H109V211L105 212ZM112 209L115 210L116 213ZM137 209L139 211H137ZM157 209L160 211L159 214L161 215L159 221H161V220L164 221L161 225H160V223L156 224V220H157V218H159L157 216L158 215V210ZM182 209H184V207ZM103 210L106 213V215H105V213H103ZM120 211H122V210H120ZM152 211H153V209H152ZM161 212H162V214H161ZM216 212H218V211H216ZM85 213H87V214H85ZM89 214L92 215V216L94 215V216L92 217ZM101 214H104V215H101ZM112 214H114V216H115L114 220H113V215ZM163 214L165 215V217H164ZM119 215H121V216H119ZM227 215H229L230 217L227 216ZM117 216L119 218H117ZM231 217H232V219H230ZM259 217H260V219H259ZM100 218H102V219H100ZM103 218H105V220ZM130 218L131 219L134 218L137 221H135L134 219L132 221V220H130ZM138 218L140 220H138ZM151 218H153V219H151ZM211 219L212 220L214 219V222H215V224L213 226V227H215V232H213V230H212L213 227H212V229L210 227V226H212L211 224L213 222ZM222 219H224L225 221L222 220ZM226 219L230 220V221L227 223ZM242 219H244V220H242ZM92 220H93V222H92ZM115 220H116V222H115ZM108 221H109L110 224L108 223ZM125 221H127V220H125ZM149 222H150V224H148ZM240 222H242V223H240ZM97 223H100V224L102 223V224L100 225V224H97ZM143 223L146 224V225H143ZM106 224H108V225L106 226ZM132 224H135L137 226L136 227V229H137L136 231H135V226L134 227L132 226L133 229H130ZM163 224H165L164 227H162ZM103 225L105 227H102ZM112 225H114V226H112ZM179 225H180V227L182 229V233H181L180 229H179L180 232H179V230H176L177 227L180 228ZM153 226H154V228H153ZM157 226H160L159 229L157 228ZM98 227H100V228H98ZM102 228H104V229H102ZM128 228H129V230H128ZM125 229H126V232L124 231ZM156 229H158L159 231H157ZM168 229H170V230H168ZM114 230H115V232H113ZM168 231H170V232H168ZM94 232H96V234ZM162 232H164V233H162ZM177 232H179V233H177ZM137 233H138V235H137ZM141 233H143V234L141 235ZM210 233H212L213 236H212V234L210 235ZM204 234H205V236H207V238L203 237ZM193 236H194V238L197 241L195 239H193ZM199 236H200L201 239H199ZM237 236H239V237L237 238ZM210 237H214V239L219 237L217 239V241L218 240H220V241H218V242L216 241L215 244L218 245V243H219L220 245L215 246L213 244V241H210V243H208L209 241H207V239L210 238ZM112 239H114V240H112ZM205 239H206L207 243L204 244V246H205L204 247L203 245L200 244L201 243L200 241L203 240V242H205ZM130 240H133V238L130 239ZM172 240H174V241H172ZM194 240L196 241V243L194 242ZM250 240H252L253 243H251ZM114 241H115V243H114ZM242 241L243 242L245 241V242L243 243ZM174 242H175L176 246L174 245L173 246L174 248H170V246L173 245ZM185 242H187L188 244L193 243L194 245H192V244L191 245H185V244H187ZM214 242H215V240H214ZM237 242H236V244L239 245ZM255 242H256V244H260L259 246L260 247L262 246V247L261 248L257 247L258 246L257 245L256 246L257 248H256L254 246ZM260 242H262V243H260ZM224 243L225 244L229 243V246H226ZM195 244H197V245L200 244L201 246L197 247V245H195ZM209 244H211V247H212L211 250L213 252L210 250L211 247H210ZM177 245L179 246L180 250L175 249V248H178ZM208 245H209V247H208ZM159 246H160V248L161 247L162 248L160 249ZM190 246H191L192 249L189 248ZM213 246L219 247V248L217 249V248L214 247L215 249H213ZM183 247H184V249H183ZM200 247H201L202 250L201 251L197 250V248L199 249ZM206 247H208L209 250L206 249ZM229 247H231L232 249H230ZM155 248L157 249L156 251L158 253L154 251ZM165 248H166V250H165ZM181 248H182V250H181ZM246 249L248 251V248H246ZM254 249H256V251L257 250L258 251L256 252ZM203 250H204V252H203ZM252 251H253V253L251 254ZM151 252H152V257H149V254H151ZM159 253H160V255L157 256ZM227 254H229V257H228ZM96 256H94V257H96ZM124 256H126V257H124ZM217 256H219V257H217ZM188 257H190L189 260H188ZM202 257H203V259H202ZM223 258H224V260H223ZM254 259H255V257H254ZM100 260H102V259H100ZM206 260L204 262H206ZM130 261L131 262L133 261V262L131 263ZM164 261H165V263H163ZM195 261H197V262H195ZM231 261H233V263H231ZM260 261H255V263L256 262L260 263ZM263 261L260 264H263L264 263ZM207 262H208V264H212L211 262H209V260H207ZM242 262H240V264H242ZM249 262H250V260H249ZM253 263H254V261H253ZM236 264H238L237 261H236Z\"/></svg>",
  "mask_w": 264,
  "mask_h": 264
}]
</instances>
